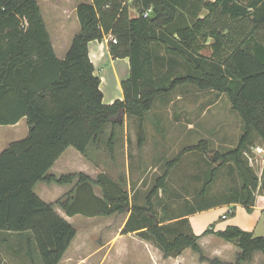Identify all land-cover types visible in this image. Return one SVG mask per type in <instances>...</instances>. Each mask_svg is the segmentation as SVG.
<instances>
[{"label": "trees", "instance_id": "obj_1", "mask_svg": "<svg viewBox=\"0 0 264 264\" xmlns=\"http://www.w3.org/2000/svg\"><path fill=\"white\" fill-rule=\"evenodd\" d=\"M131 9L137 16L131 15ZM149 10L155 14L153 20L145 17ZM77 17L80 30L61 60L37 0H0V125L14 126L26 119L29 127L26 139L0 153V232L31 233L27 242L32 264H38L36 252L42 264H60L77 229L34 189L38 183L72 186L66 199L57 202L67 216L129 213L122 235L136 234L165 258H177L191 249L201 262L225 264L205 256L189 216L220 204H238L251 211L256 194L264 192V176L259 178L245 155L255 134L264 142V0H92L78 6ZM110 35L117 39L116 44L109 43L110 54L114 59L129 58L130 77L121 84L123 100L105 104L89 44ZM160 49L184 62L185 75L175 69L159 71L165 59L160 58ZM206 49L210 55L204 54ZM171 62L180 66L176 59ZM184 86L226 94L242 118L244 134L238 147L216 154L221 165L234 162L242 181L239 193L221 203L205 201L215 168L203 185L201 204L174 223L159 217L155 198L167 190L172 169L187 152H206L205 141L168 161L142 202L105 173L95 180L84 173L61 177L49 173L68 148L87 155L91 146L105 144L102 136L108 125L113 127L107 141L112 152L116 127L126 116L139 119L138 143L143 144L146 115ZM209 159L214 163L211 155ZM204 234L237 246L241 252L236 264H251L256 253L264 254V236L237 226L208 229Z\"/></svg>", "mask_w": 264, "mask_h": 264}, {"label": "rangeland", "instance_id": "obj_2", "mask_svg": "<svg viewBox=\"0 0 264 264\" xmlns=\"http://www.w3.org/2000/svg\"><path fill=\"white\" fill-rule=\"evenodd\" d=\"M37 1L41 4L45 2V0ZM42 12L55 46L56 55L62 60L66 57L75 35H71L72 37L69 40L61 33L56 32L57 24L51 10L43 7ZM130 12L133 17L137 16L135 9H131ZM206 13L204 11L202 15ZM71 14V8L68 7V11L64 15ZM65 48H68L67 51ZM154 50L157 51L156 46ZM158 53L160 58L165 56L158 68L160 72L168 73L175 69L178 72L183 71L180 74L185 75V64L181 59L166 54L161 49ZM204 54L210 55L211 51L206 49ZM174 59L177 60L176 63L180 64L179 67H176L175 62H171L174 65L173 67L170 65V61ZM116 68L120 76H130L129 64L121 62L117 64ZM96 74L98 77L104 78L102 88L105 94L115 93L116 79L113 65L107 60L98 63ZM139 127L140 121L138 118L124 117L123 125L116 127V142L111 152L107 147V141L113 127L108 125L102 136V141L106 142L105 144H102L100 148L91 146L88 154L83 155V157L77 156L74 159L72 156L73 163L69 161L71 159L70 154L79 152L72 147L68 148L49 173L57 175L73 173L74 165L77 166L76 170L78 171L80 169L90 171L92 175L90 177L93 180L100 173H105L118 182L122 188L124 187L132 196L138 195L142 202L154 186L155 180L163 175L168 161L176 158L185 148L196 146L201 141H205L209 145L206 152L189 151L172 169L167 190H161L155 198L156 212L159 217L165 219V223H169V220L174 223L176 222L174 219L186 214L188 209H192V206L201 204L200 198L203 196L201 195L203 185L208 180L210 172L215 168L217 174L214 183L208 189V194L206 193L205 201L207 203H221L227 200L235 191L236 193L240 192L242 181L234 162L231 161L228 164L221 165L218 159L214 163L209 159V155L224 154L237 148L244 134V122L240 115L233 110L230 99L226 94L213 90L200 91L192 86L180 87L168 98L158 101L154 109L146 115L143 144L138 143ZM28 133L29 127L26 119L21 120L20 123L14 126L0 125V153L10 144L26 139ZM260 148L263 150L261 153L258 152ZM245 153L252 168L259 178L263 179L264 142L262 139L255 134L252 145ZM57 163H61L64 173H59L60 168L56 167ZM44 187H47V185L38 183L35 188V193L42 199L44 198L42 192ZM57 187L60 188V186H50V189L55 190ZM96 192L98 195H102L99 187L96 188ZM55 196L52 199H47L49 200L47 202L57 200ZM260 196H264L263 191L256 194V198ZM46 197L49 198L48 192H46ZM65 197L66 195L59 197L58 201L66 199ZM228 206L227 210L226 204H220L212 211L204 213V216H201L202 220L200 219L202 226L208 224V221H206L208 217L220 216L225 211V214L229 216V221L240 217L241 222L252 226L254 222L259 220L261 215L264 222L263 212L248 211L244 206H238V204L234 207ZM231 209L233 213L229 214ZM55 210L57 211V209ZM239 212L241 215H239ZM129 216L128 213L103 218L80 217L77 220L72 219L69 223L77 229V236L70 251L68 250L66 253V258L62 264H144L140 257L138 260L137 254H135L137 251L134 252L135 243L138 244L140 241L139 237L134 234L126 236L125 243H123L122 230ZM260 230L256 233L260 234L257 236H264V223L260 224ZM29 234L0 232V264H32L28 257L27 241L30 238ZM218 239L223 241L220 238ZM129 246L132 251H129ZM234 247L236 246L234 245ZM189 252L193 253L191 250ZM127 253L135 255L136 260L134 258V260L127 261L126 258L129 256ZM123 254L127 255H124L125 259H123ZM194 255L196 261L199 262V255ZM255 257H264V254L256 253ZM36 261L38 264H42L37 252ZM207 263L209 264V262Z\"/></svg>", "mask_w": 264, "mask_h": 264}, {"label": "crops", "instance_id": "obj_3", "mask_svg": "<svg viewBox=\"0 0 264 264\" xmlns=\"http://www.w3.org/2000/svg\"><path fill=\"white\" fill-rule=\"evenodd\" d=\"M38 3L40 5L41 11L43 10V7H45L48 10H51V13L55 16L54 20L56 21V24H57L56 32L61 33L65 38L70 40L71 39L70 37H72L71 35H73V36L76 35L77 32L80 30V24H79L78 18L76 16L78 6L82 3L91 4L92 0H86V1H82V0H58V1H56V0H45V2L42 4L40 2H38ZM68 7L71 8L72 14L67 16L64 14H66V12L68 11ZM206 15H207V13L205 15H202V16H206ZM51 39H52V37H51ZM210 41L208 42V44L210 43ZM52 43H53V41H52ZM53 46H54V44H53ZM65 49L67 51L68 48H65ZM54 50H55V46H54ZM55 53H56V50H55ZM89 54H90V59H91L93 65L95 67V74H96L97 64L101 63L105 60L109 61L110 64L113 65V68H114V77L116 79L115 93L108 94V95L105 94V92L102 88L104 78L99 76L102 80L101 90H102L103 96H104L103 102L105 104H113L116 100H123L124 95H123V90L121 88V84L124 80H127L130 76L129 77L128 76H123V77L120 76V74L117 71L116 66L118 63H121V62H124L125 64L130 65L129 58L114 59L110 54L109 43L106 39L104 41H93V42H91L89 44ZM79 153L74 152V153L70 154L71 159L69 161L71 163H73L74 160L72 159V156L74 157V159H75V157L77 158V156L83 157V155H80L81 153L80 154ZM57 166L60 168L58 170L59 173H64L63 172L64 170L61 166V163H57L56 167ZM74 167H75L74 172L69 173V174H74L76 172V173H84L88 176H92L90 171H87L84 169H82V170L80 169L78 171V170H76L77 166L74 165ZM50 174L55 175L57 177H61L63 175H69V174L57 175L54 173H50ZM44 184L47 185V187H44L42 190L44 198L43 199L41 197L40 198L48 204H54L55 209H57L56 212L62 218H64L68 222H71L72 219L77 220L80 217L83 218V216L69 217L66 215L65 211L60 206L57 205L58 198L59 197L61 198L65 195H67L68 193H70V191H72V189H73L72 186H60V188L57 187L54 190V189H50V186H59V185H57V184L49 185L47 183H44ZM35 188H36V186H35ZM34 191H35V189H34ZM46 192L49 193V198L46 197ZM54 196H55V198L57 197V200L47 202V201H49L47 199H52ZM232 206L234 207L236 205H230V207H232ZM238 206H240V205H238ZM226 207L228 210L229 206L226 205ZM212 210L213 209L208 210V211H204V212H200V213H196V214L189 216V221H190L191 227L193 229V232L195 233V235L200 237L199 244L201 245V247L205 253V256L209 260L215 258V259H217V260H219L225 264H236L237 256L241 252L237 246L234 247V244L226 242L224 240L219 241L218 237L214 234L205 235L204 233L208 229H213L214 231H223L228 226H237V227H239V228H241L247 232H252L256 237H258L257 235H260V234H256V233L261 231L260 230V224L264 223L262 221L263 216L261 217V215H260L259 220H258L259 222L256 221L252 224V226H250L247 223L245 224V223L241 222L240 217H236L234 220H231L232 222L229 221L228 215L224 219L223 216L226 215L225 214L226 211H225L220 216H216L214 218H213V216L208 217L206 220V221H208V224H206V226H202V223L200 222L201 216H204V213L210 212ZM252 210L264 213V196H260V197L256 198L255 206ZM232 213H233L232 209L229 210V214H232ZM239 215H241L240 212H239ZM129 235L131 236L132 234L123 235V243H125L126 236H129ZM134 235H136V234H134ZM139 240L140 241L138 244L135 243L134 252L137 251V253H135V254H137L138 260L140 257V260L143 261L144 264H208L207 262H201L200 258H199V262H197L196 261L197 259L194 257L195 253L191 249L185 250L183 252V254L177 258H172V257L171 258H165L164 255L162 254V252L159 249H157L153 244L146 242V241H143L140 238H139ZM126 243H127V241H126ZM71 246H72V244H71ZM70 248H69V251H70ZM189 250H191L193 253H190ZM129 251H132L130 246H129ZM124 255L127 256L126 254H123V259H125ZM128 255H129L128 258H126L127 261L128 260L131 261L132 259L134 260L135 255H133L132 253H129ZM65 258H66V256H64V258L60 264H62V262H64ZM135 260H136V258H135ZM189 261H191V262L189 263ZM252 264H264V257H259V258L254 257Z\"/></svg>", "mask_w": 264, "mask_h": 264}, {"label": "built area", "instance_id": "obj_4", "mask_svg": "<svg viewBox=\"0 0 264 264\" xmlns=\"http://www.w3.org/2000/svg\"><path fill=\"white\" fill-rule=\"evenodd\" d=\"M151 14H152V10H149V11H147V13L145 14V17H150ZM105 39L108 41V43H110V42H112V43H114V44L117 43V39H116L114 36H112V35L107 36ZM258 152L261 153V152H263V150L260 148V149H258ZM226 216H227V215H224L223 218L225 219Z\"/></svg>", "mask_w": 264, "mask_h": 264}, {"label": "water", "instance_id": "obj_5", "mask_svg": "<svg viewBox=\"0 0 264 264\" xmlns=\"http://www.w3.org/2000/svg\"><path fill=\"white\" fill-rule=\"evenodd\" d=\"M154 17H155V14L152 13V14H151V20H153ZM211 157H212V160H213V161L216 160V154H213V156H211Z\"/></svg>", "mask_w": 264, "mask_h": 264}]
</instances>
